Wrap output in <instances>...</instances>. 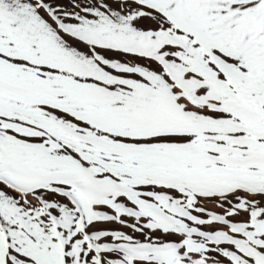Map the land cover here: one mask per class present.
Listing matches in <instances>:
<instances>
[{"label":"snow or ice","instance_id":"snow-or-ice-1","mask_svg":"<svg viewBox=\"0 0 264 264\" xmlns=\"http://www.w3.org/2000/svg\"><path fill=\"white\" fill-rule=\"evenodd\" d=\"M0 264H264V0H0Z\"/></svg>","mask_w":264,"mask_h":264}]
</instances>
